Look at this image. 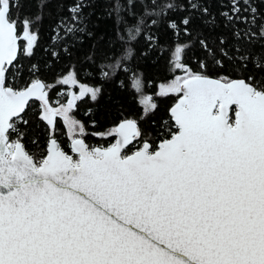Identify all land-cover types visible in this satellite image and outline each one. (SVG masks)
I'll list each match as a JSON object with an SVG mask.
<instances>
[{"label": "snow or ice", "instance_id": "1", "mask_svg": "<svg viewBox=\"0 0 264 264\" xmlns=\"http://www.w3.org/2000/svg\"><path fill=\"white\" fill-rule=\"evenodd\" d=\"M48 2L41 0L35 17L20 19L13 16L19 0H0V264H264V75H243L250 63L264 73V51L239 44L264 49V13L257 7L264 0H222L219 15L233 27L236 43L226 49L220 36L218 51L237 66L238 76H209L207 60L199 70L184 63L190 45L179 42L181 33L192 35V10L211 15L203 3L187 0L188 15L178 25L169 14L186 9L176 0H112L109 46L116 51L97 60L93 48L85 60L86 77L100 86L81 82L74 68L45 82L35 64L20 83V57L34 55L39 35L33 26L42 23ZM136 3L140 13L133 10ZM91 6V0H72L53 29V44L90 36L85 9ZM204 22L215 27L216 17ZM161 24L174 33L175 47L172 77L156 95L176 102L158 143L136 120L124 118L92 133L107 146L89 145L74 113L84 98L96 102L104 83L128 77L144 115L156 109L143 94L142 75L128 62L139 38L149 51L159 46L155 30ZM196 40L222 68L217 49L201 36ZM33 106L46 130L38 155L24 143ZM130 146L135 150L129 152Z\"/></svg>", "mask_w": 264, "mask_h": 264}, {"label": "trees", "instance_id": "2", "mask_svg": "<svg viewBox=\"0 0 264 264\" xmlns=\"http://www.w3.org/2000/svg\"><path fill=\"white\" fill-rule=\"evenodd\" d=\"M40 2L41 0H19L20 7L13 8V16L18 15L20 19L35 17L38 14ZM71 2L72 0H51L43 8L42 23L33 26L34 30L38 27L39 35L34 55L30 58L21 55L19 60V65L23 70V80L20 83H23L29 77L28 69L35 64L39 69V77L45 82L54 83L57 78L74 68L81 82L90 86H100L98 81L86 77L88 63H85V60L92 54L91 50L93 48L95 49V59L97 60H101L106 53L116 51L115 48L109 46L110 41H114L115 33L114 20L108 16V10L112 7V0H91L92 6L85 9V12L90 16L87 24L91 35L68 37L64 41L63 47L69 48L70 51L65 52L61 44L59 42L53 44L51 38L54 35L53 29L58 22V18L68 15L66 9ZM126 2L127 0H122L125 5ZM176 2L182 4L186 9L183 12L176 11L169 14V18L174 19L179 25L181 19L188 15V3L187 0H176ZM193 2L203 3L211 15L203 17L198 10H192V35L183 36L181 33L179 41L181 44L187 42L190 45L185 50L184 63L188 64L193 70H199V62L207 60V74L213 78L218 74L234 77L240 75L237 66L229 59L220 57L218 51L220 45L217 38L220 36L225 37L227 40L224 45L226 49H231L233 44L236 43L232 38L233 27H225V21L219 15L222 10H225L221 8L222 0H193ZM257 7L261 13H264V4L258 3ZM133 10L140 13L142 11L140 3H136ZM123 15L129 25L134 23V18L128 16L127 12H124ZM211 16L216 17L215 27H211L204 22L206 19H210ZM243 27L245 25L237 26L238 29ZM155 31L158 36L159 46L149 51L143 37L139 38L137 42L131 45L133 55L128 64L137 74L142 75L143 94L152 97L153 102L157 105L156 109L144 115L143 107L139 103L140 94L132 89L131 81L128 77L121 76L112 82L104 83L102 85V94L98 100L92 102L90 98H84L78 102V109L74 113L75 118L85 125L88 132L86 142L89 145L107 146L109 141L100 139L92 133L104 132L124 118L136 120L144 136L151 137L154 142L158 143L157 136L162 130V122L169 118L168 110L176 102L174 96L160 97L156 95L158 85L162 82H167L172 77L170 59L175 47V36L171 30L167 29L166 24H161ZM197 36L207 39L209 45L217 49L216 55L222 59V68L213 64L211 59L207 57V54L196 40ZM239 44L253 53L264 51L259 44L248 45L243 41H240ZM53 51L58 54L56 59H53L51 55ZM251 73H255L257 78L260 75H264V73L254 70L250 63L243 75L246 76ZM121 80H123V84H121ZM56 93L57 90H53L50 93V97L56 99ZM89 110H91V115L86 114ZM35 112L36 108L33 106L28 110V115L25 117L29 119L30 123L27 126V135L24 143L30 153L38 155L45 145L46 130L40 124ZM93 122L95 127H92ZM57 135L61 142L65 143L67 150L62 127H58ZM133 150L135 149L130 146L129 152Z\"/></svg>", "mask_w": 264, "mask_h": 264}]
</instances>
